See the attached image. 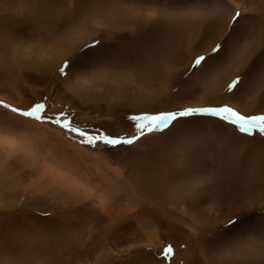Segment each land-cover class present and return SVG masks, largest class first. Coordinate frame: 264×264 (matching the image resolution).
Instances as JSON below:
<instances>
[{"label": "rangeland", "instance_id": "374dc122", "mask_svg": "<svg viewBox=\"0 0 264 264\" xmlns=\"http://www.w3.org/2000/svg\"><path fill=\"white\" fill-rule=\"evenodd\" d=\"M223 107L264 116V0H0V264H264V132Z\"/></svg>", "mask_w": 264, "mask_h": 264}, {"label": "snow or ice", "instance_id": "6c2138e0", "mask_svg": "<svg viewBox=\"0 0 264 264\" xmlns=\"http://www.w3.org/2000/svg\"><path fill=\"white\" fill-rule=\"evenodd\" d=\"M239 15V14H237ZM219 46H217L216 49H213V51H217ZM204 60V57H198L195 60V65H200L201 62ZM65 67H67V63L65 64ZM64 72V69H61V73ZM237 81H234L232 85H230V89L232 87H235ZM44 108L43 104H36L31 110L20 112V115L35 118L37 120L42 119L40 113L42 112ZM12 111H18L16 109H12ZM211 113V115L214 116H221L224 120L232 121L233 123L237 124L239 126V130L242 133H251L254 128L259 127L261 132H264V116H255L249 119H246L245 117L239 115L237 112L233 111L229 107H223L220 109H210L207 110ZM188 113H181L180 115H187ZM131 119L134 121L136 133L132 138L120 140V139H109L108 137H103V142L106 144H132L136 139H138L140 136L145 135L146 133H151L154 131H157L159 129H162L166 126H168L169 122L175 119V114L172 113H160L155 115H139V116H133ZM57 124H60V121H55ZM64 128H67V124L60 125ZM75 131V130H74ZM81 137H83L87 143L92 144L95 142L97 137L93 136H87L83 132L78 133ZM172 249L169 247L166 249V255L168 253H171Z\"/></svg>", "mask_w": 264, "mask_h": 264}, {"label": "bare ground", "instance_id": "6f19581e", "mask_svg": "<svg viewBox=\"0 0 264 264\" xmlns=\"http://www.w3.org/2000/svg\"><path fill=\"white\" fill-rule=\"evenodd\" d=\"M13 119H15V120H17L19 122L27 124L28 128H30L31 131H35L37 134H41L43 137L46 138V131L41 126V124H38V123L33 122V121H29V120H23L22 118H19L17 116H13Z\"/></svg>", "mask_w": 264, "mask_h": 264}]
</instances>
